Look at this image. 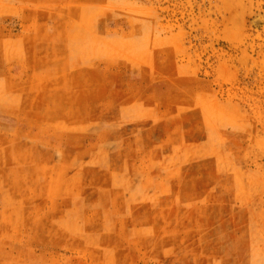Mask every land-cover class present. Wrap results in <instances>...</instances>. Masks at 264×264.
<instances>
[{
    "label": "rangeland",
    "instance_id": "rangeland-1",
    "mask_svg": "<svg viewBox=\"0 0 264 264\" xmlns=\"http://www.w3.org/2000/svg\"><path fill=\"white\" fill-rule=\"evenodd\" d=\"M0 264H264V0H0Z\"/></svg>",
    "mask_w": 264,
    "mask_h": 264
}]
</instances>
